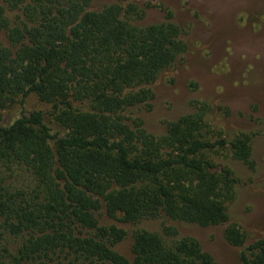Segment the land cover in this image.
<instances>
[{"label":"trees","instance_id":"trees-1","mask_svg":"<svg viewBox=\"0 0 264 264\" xmlns=\"http://www.w3.org/2000/svg\"><path fill=\"white\" fill-rule=\"evenodd\" d=\"M95 1L0 0V264H219L171 227L137 231L129 260L115 250L127 233L102 225L104 212L226 226L241 263L264 264V238L247 246L230 224L238 179L218 163L227 153L255 170L254 136L226 139L202 102L150 134L134 114L152 109V86L186 53L183 30L172 13L141 26L146 11L131 0L99 11ZM31 95L49 114L2 126L1 112Z\"/></svg>","mask_w":264,"mask_h":264},{"label":"rangeland","instance_id":"rangeland-1","mask_svg":"<svg viewBox=\"0 0 264 264\" xmlns=\"http://www.w3.org/2000/svg\"><path fill=\"white\" fill-rule=\"evenodd\" d=\"M145 9L141 26L159 24L173 14V22L183 30L186 53L166 70L152 86L155 98L149 111H135L145 129L160 137L167 123L195 113L194 103L212 106L207 117L212 127L228 140L241 134L254 136L255 170L224 153L218 163L229 166L238 179L236 199L229 204L230 224L239 226L248 237L247 246L264 238V0H131ZM117 0H96L101 10ZM150 6V7H149ZM14 18L15 16L12 15ZM2 40L5 41L3 35ZM51 106L31 95L24 105L2 111V126H10L22 113L42 111ZM53 131H62L50 124ZM102 225H115L127 233L115 250L133 259L132 246L137 231L166 237L164 229L174 228L176 239L195 238L204 252L219 264H242L244 248L231 246L225 239L226 226L202 228L168 218L144 220L135 224L109 219Z\"/></svg>","mask_w":264,"mask_h":264}]
</instances>
